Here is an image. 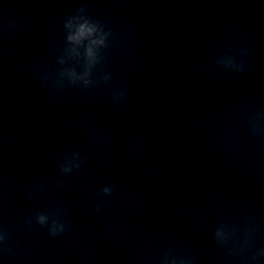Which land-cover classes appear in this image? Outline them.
Here are the masks:
<instances>
[{
    "label": "clouds",
    "instance_id": "clouds-1",
    "mask_svg": "<svg viewBox=\"0 0 264 264\" xmlns=\"http://www.w3.org/2000/svg\"><path fill=\"white\" fill-rule=\"evenodd\" d=\"M84 7L76 9L74 15H67L63 21L65 47L62 55L58 58V63L62 66L58 72L57 78L54 80V87L58 90L64 86L66 82L70 87L79 86L81 90H88L98 83L92 78L93 70L105 59L103 52L109 47V37L112 36V29L99 18H93L86 14ZM20 25L12 22L9 25V31L19 30ZM239 34V33H238ZM127 36L133 38L135 30L129 26ZM245 40L249 37L244 36ZM249 49L243 47L235 52V55H224L218 57L212 64H205L201 71L207 72L210 67L229 72L233 74H242L247 70L246 60H237V56L247 57ZM68 61H75L79 65V71L76 66L63 67ZM50 75V74H49ZM111 79L109 75L103 77L104 82ZM48 76L41 78V86L45 87ZM128 90L126 86H122L113 90L111 99L113 103L120 106L122 101L127 97ZM50 101L55 102L54 96H49ZM236 115L247 125L251 137L258 145L264 146V111H256L249 113L248 110L237 105ZM89 136L97 139L99 143H106V139L95 137L93 131H89ZM134 153L138 152L137 148L133 149ZM83 163L79 153H72L71 158L65 157L64 161L59 165V172L62 174H71L74 170H79ZM60 183L59 181L57 182ZM116 188L111 184H104L98 190L100 199L95 204V211L101 213L108 207L109 199L114 196ZM31 198V197H30ZM129 205L138 208L139 203L134 193L128 196ZM28 227L33 225L46 229L47 234L53 239H63L65 234L70 230L71 224L67 219V212L63 208H53L51 211H37L27 221ZM114 227L106 228V234L115 232ZM238 226L230 224L224 219L219 220V226L215 227L212 232L213 241L217 246L228 251H236L235 245H241V254L243 249L248 247L250 237L247 230L243 236L238 235ZM11 233L9 230L0 227V258H6L12 251L10 244ZM231 248H228L229 244ZM260 257H264V249L257 250L252 256L251 261H255ZM163 264H196V258L185 248L181 251L168 249L164 253Z\"/></svg>",
    "mask_w": 264,
    "mask_h": 264
}]
</instances>
